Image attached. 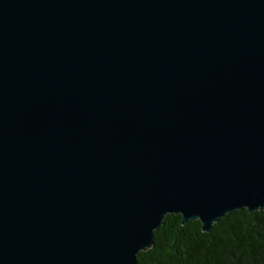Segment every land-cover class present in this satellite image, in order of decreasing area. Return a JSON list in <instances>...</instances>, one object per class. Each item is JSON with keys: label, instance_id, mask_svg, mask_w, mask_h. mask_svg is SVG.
I'll use <instances>...</instances> for the list:
<instances>
[{"label": "water", "instance_id": "obj_1", "mask_svg": "<svg viewBox=\"0 0 264 264\" xmlns=\"http://www.w3.org/2000/svg\"><path fill=\"white\" fill-rule=\"evenodd\" d=\"M264 211V0H0V264H138L165 216Z\"/></svg>", "mask_w": 264, "mask_h": 264}, {"label": "trees", "instance_id": "obj_2", "mask_svg": "<svg viewBox=\"0 0 264 264\" xmlns=\"http://www.w3.org/2000/svg\"><path fill=\"white\" fill-rule=\"evenodd\" d=\"M138 264H264V211L237 213L214 225L212 235L197 221L184 227L179 216H165L149 253Z\"/></svg>", "mask_w": 264, "mask_h": 264}]
</instances>
